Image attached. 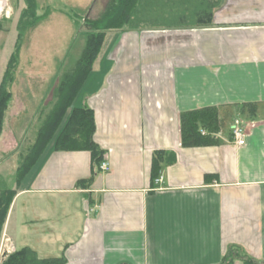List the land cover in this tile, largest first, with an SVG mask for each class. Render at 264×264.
I'll return each instance as SVG.
<instances>
[{
  "label": "crops",
  "instance_id": "1",
  "mask_svg": "<svg viewBox=\"0 0 264 264\" xmlns=\"http://www.w3.org/2000/svg\"><path fill=\"white\" fill-rule=\"evenodd\" d=\"M74 106L94 112L109 170L77 188L91 176V153L57 150L54 138L19 184L17 169L10 176L17 194L0 252L221 264L236 249L264 261V0H223L206 27L108 32ZM209 107L230 127L215 144L184 147L181 114ZM156 151L176 160L153 184Z\"/></svg>",
  "mask_w": 264,
  "mask_h": 264
},
{
  "label": "trees",
  "instance_id": "2",
  "mask_svg": "<svg viewBox=\"0 0 264 264\" xmlns=\"http://www.w3.org/2000/svg\"><path fill=\"white\" fill-rule=\"evenodd\" d=\"M223 0H108L102 12L95 18L86 10H75L76 25L85 38V50L71 73L64 75L60 83V99L55 109L40 131L36 144L17 168L15 181L19 184L55 138L56 149L62 151H88L91 153V176L77 183V188L88 189L101 171L105 152L94 141L96 123L94 112L83 106H74L85 81L99 56L107 33L113 30H152V29H193L206 27L213 23L215 11ZM32 9L31 22L39 24L49 12L37 16L36 0H27ZM81 16V18L77 17ZM74 17V16H73ZM75 18V17H74ZM86 28V32L82 30ZM10 60L0 85V137L3 131L5 113L11 100L10 86L15 66L19 60L20 48ZM224 124L215 107L187 111L180 116L181 141L184 147H198L217 143L213 134L218 133ZM59 131V132H58ZM58 132V135H57ZM173 153L156 151L153 158L152 182L159 178L161 165L174 163ZM16 190L8 182L0 179V244L4 225L16 196ZM264 264L252 258H244L236 249H230L221 264ZM2 264H66L64 256L40 259L36 252L24 247L7 256Z\"/></svg>",
  "mask_w": 264,
  "mask_h": 264
},
{
  "label": "rangeland",
  "instance_id": "3",
  "mask_svg": "<svg viewBox=\"0 0 264 264\" xmlns=\"http://www.w3.org/2000/svg\"><path fill=\"white\" fill-rule=\"evenodd\" d=\"M1 1L6 6L0 12V85L16 47L20 48L8 82L12 97L0 137V175L4 177L0 179L6 177L11 187L14 178L10 176L36 144L60 99L64 75L72 72L85 50L86 40L75 23V10L91 7L89 16L95 18L108 0H36L37 16L46 11L49 15L35 25L30 21L33 13L27 0ZM86 28L82 30L86 32ZM230 122L225 120L223 126L229 128ZM7 250L11 249L0 252V264L16 252Z\"/></svg>",
  "mask_w": 264,
  "mask_h": 264
},
{
  "label": "built area",
  "instance_id": "4",
  "mask_svg": "<svg viewBox=\"0 0 264 264\" xmlns=\"http://www.w3.org/2000/svg\"><path fill=\"white\" fill-rule=\"evenodd\" d=\"M232 133H233V136L236 139V142L238 145H244L245 144V139H244L245 135H244V133H243V131L239 125L233 126ZM100 169H101V171L106 172L109 170V165L107 163L103 162ZM156 182H160V180L157 179ZM9 249H11V250H7L8 252L9 251L10 252L15 251L14 248H9Z\"/></svg>",
  "mask_w": 264,
  "mask_h": 264
},
{
  "label": "bare ground",
  "instance_id": "5",
  "mask_svg": "<svg viewBox=\"0 0 264 264\" xmlns=\"http://www.w3.org/2000/svg\"><path fill=\"white\" fill-rule=\"evenodd\" d=\"M5 6H6L5 1H1V0H0V12H3Z\"/></svg>",
  "mask_w": 264,
  "mask_h": 264
}]
</instances>
